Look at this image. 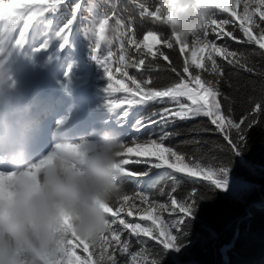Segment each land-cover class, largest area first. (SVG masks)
Here are the masks:
<instances>
[{
  "label": "snow or ice",
  "instance_id": "obj_1",
  "mask_svg": "<svg viewBox=\"0 0 264 264\" xmlns=\"http://www.w3.org/2000/svg\"><path fill=\"white\" fill-rule=\"evenodd\" d=\"M63 2L64 0H0V23H3V28L7 29V32L0 31V53L5 52L8 42L7 37L13 32L21 19L31 21L49 10L55 11L57 6ZM134 2L137 3L141 17H148L152 20L159 19L158 12L150 10L139 0H134ZM204 2L212 8V19L206 25L203 33L205 43L199 46L192 43H181L178 38L176 42H173L168 36H164L155 30L147 31L142 40L136 38V34L132 29L129 28L124 31L123 37L126 38L128 47H125V41L122 40L117 60L119 67L116 71L127 77L134 87H129L123 80L111 82L113 76L110 67L107 65L109 57L113 54L109 53V56L101 61L95 54L96 49H91L92 58L97 63L105 65L103 70L108 74L107 79L110 81L105 89L106 93L111 90V92L130 94L124 96L120 103L111 101L106 103V106L110 111H115L121 103L128 106L122 110L119 119L109 122V124L118 129L126 144L124 151L120 154L123 165L120 168L123 175V185L131 182L140 188L134 194L125 193L121 202L106 207L109 230L102 237L104 247L102 249L101 264H120L117 252L121 256L127 254L131 258V264H158V259H147L141 253L130 251V241L122 239L125 232L135 235L137 238L141 236L153 237L163 246L164 251L180 250L182 245L179 236L174 235L173 232L179 234L185 230L187 221L191 219L198 204L196 191L193 190L188 198L182 201H178L170 195V206L159 203L154 197L149 203L148 190L162 177L174 178V173H186L193 177L203 176L204 180L211 181V185L215 189H227V168H219L215 171L205 170L196 159L191 158L190 154L166 144L169 139L181 135L179 129L169 130L175 121H186L203 116L209 118L211 124L220 130L224 129L225 121H227L229 126L236 128L238 136L236 141L229 139V143L236 155L241 154L240 146L246 140L244 131L241 129L240 124L234 123L221 111V104L218 100L221 95L219 88L213 81L203 79L201 72H211L218 77H222V65L218 63L217 57L223 58L230 65L235 64L241 68L247 66V58L243 54L230 50L227 44L217 42L225 37L233 40H238V38L233 31L226 30L230 20L216 18L215 10L227 13L236 21H239V31L246 38L245 41L240 42L254 43L260 49H264V28H261L256 22V17L264 21V0H204ZM242 2L243 9L241 12L239 9ZM111 7L112 13L115 15L116 5L113 4ZM80 8L81 3L74 5L71 18L60 27L56 33L57 35L67 36L71 34V26L76 21L77 12ZM254 28L259 29V34L254 31ZM210 32L216 35L217 40L208 38ZM24 43V33L21 32L19 38L15 40V46L19 48ZM160 45L168 49L178 47L180 54L184 56L181 72H178L175 67L171 68V71L176 72L179 77L177 81L163 88H156L152 86L150 79H137L128 75L127 69H140L145 65V60L149 56L153 60L157 56L168 60L169 57L165 52L158 50ZM42 47H46V45ZM132 47H135L137 57L129 55ZM193 69L197 71H193ZM247 71H252V68H247ZM150 102L166 106L158 111H152L149 115H143L140 110L134 111L135 106L148 105ZM257 110H259V105H257ZM154 117H158V119H154ZM129 121H131L130 125ZM150 124L160 126L161 131L155 138L148 136L142 139L140 135H133L131 132V130H135L136 133H139L142 128H146ZM128 137H131L130 143L133 146H129V143L126 142ZM193 142L198 143V141ZM133 155L137 159H131ZM141 163L150 165V167L136 171L129 169L130 165ZM153 169L160 171L154 172ZM137 200L141 204L147 205V207L141 208L136 203ZM169 209V215H175L176 218L165 224L160 221L158 213ZM134 210H138L140 220L151 221V225L142 226L141 223L130 222L127 217H132ZM122 213L124 215H121ZM157 232L158 235H156ZM67 243V252L75 258L77 264H96V256L93 255L87 242L70 237ZM63 260H65V257H61V261ZM58 264H60L59 261ZM125 264H127V261H125Z\"/></svg>",
  "mask_w": 264,
  "mask_h": 264
},
{
  "label": "trees",
  "instance_id": "obj_2",
  "mask_svg": "<svg viewBox=\"0 0 264 264\" xmlns=\"http://www.w3.org/2000/svg\"><path fill=\"white\" fill-rule=\"evenodd\" d=\"M85 1L92 2L100 10L107 9L110 13L111 6L115 4V15L124 21V31L132 29L137 39L142 40L149 30L168 35L166 26L139 15V8L134 0ZM148 8L153 10L154 0ZM258 24L264 28V21L259 20ZM226 30L233 31L238 40L225 37L217 42L227 44L230 50L243 54L247 58L246 68L230 65L223 58L217 57L218 63L222 65L223 76L218 77L211 72L201 74L203 79L211 80L217 85L221 93L218 97L221 111L234 123L240 124L246 140L240 146L241 154L236 155L229 139H238L237 130L229 126L227 121L223 130L217 129L209 118L203 116L186 121L177 120L170 126L169 130L179 129L181 135L169 139L166 144L190 154L205 170L227 168L228 187L227 191H221L215 189L211 181L204 180L203 176L174 173V178L162 177L148 190L149 197H154L159 202L170 201V195L182 201L195 190L198 202L185 230L176 233L181 247L193 243L181 257L169 250L164 251L163 246L152 237L137 238L130 235L132 252L141 253L147 259H158V264H264V49L254 43L240 42L246 38L239 31L238 24H229ZM122 40L125 41V47H128L125 37L113 38L106 43L116 58L120 54ZM158 50L164 51L169 59L157 56L153 60L149 56L140 69H127L128 75L137 79H150L152 86L156 88H163L177 81L179 77L171 68L175 67L181 72L184 56L180 54L178 47L168 49L161 45ZM129 55L137 57L135 47L131 48ZM247 68H252V71H247ZM118 76L129 87H134L127 77L121 73ZM126 95L130 94L118 92L119 100L122 101ZM165 106L150 102L143 105L140 111L143 115H149ZM160 131L159 125L150 124L145 129L144 136H151V132H155L157 136ZM147 168L142 165L131 166L133 171ZM123 188L130 195L139 191L131 182L125 183Z\"/></svg>",
  "mask_w": 264,
  "mask_h": 264
},
{
  "label": "clouds",
  "instance_id": "obj_3",
  "mask_svg": "<svg viewBox=\"0 0 264 264\" xmlns=\"http://www.w3.org/2000/svg\"><path fill=\"white\" fill-rule=\"evenodd\" d=\"M151 2L143 0L147 7ZM152 11L171 41L205 43L212 8L204 0H154ZM123 35L124 21L107 9L93 13L86 28L96 50ZM9 80L10 68L0 62V93L14 86ZM64 123L58 121L57 129ZM32 131L30 121L0 117V165L9 169L0 170V264H77L67 252L70 237L87 242L101 264L102 237L109 230L106 207L125 194L120 154L126 144L120 132L108 123L92 138L57 131L52 147L33 159Z\"/></svg>",
  "mask_w": 264,
  "mask_h": 264
},
{
  "label": "rangeland",
  "instance_id": "obj_4",
  "mask_svg": "<svg viewBox=\"0 0 264 264\" xmlns=\"http://www.w3.org/2000/svg\"><path fill=\"white\" fill-rule=\"evenodd\" d=\"M73 2H74V0H68L67 3L59 4L57 6V8H56L58 10V13L60 12V13H62L64 15V19H65L66 22H67L68 19L71 18L72 10H73V7H74L73 6ZM91 9L92 8L90 7L89 10H91ZM242 9H243V2L241 3V6H240L239 10L242 12ZM50 11H52V10H49V11L45 12L42 16H39V17H37V18H35V19L31 20V21H27L28 25L30 26L31 23H33V22L37 23L38 20H40L41 17H45L46 13L49 14ZM89 12H92V14H93V13H96L97 11L95 9H92V11H89ZM215 12H216V18H218V19H229L230 20V24L236 23V24L239 25V21H236L234 18L230 17L229 14L223 13L220 10H215ZM259 20H260V18L256 17L257 24H258ZM89 22H90V20L84 22V25H83L84 28L82 29L83 32L81 31L82 33H84V36L81 38V40L80 39H78L77 41L75 40V38H77V35L79 33H76L75 35L73 34L72 37L69 38V40H70L69 46L71 45L72 49L76 53H78V54H79V52L81 53L80 57L88 64L89 68H80L78 65L75 64V62L73 60L69 61L70 74L68 76H69V81H71L72 84H75L76 82H78L79 77L82 80H85V82L88 83V90L90 91L91 95L93 96L92 100H91V103H90L91 109L96 110L99 115L103 116V118L102 117L99 118L100 122H105L106 121V122L109 123L110 120L113 118L112 114H115V116L118 117V116H120V113L122 112V110L124 108H127V107L125 105H120L119 108L121 109V111L116 109L113 112V111H110L108 109V107L106 106V103L112 101V97H111V93H110L111 91H109V93H106V91H105V89L107 88V85H108V83H110V81H108V79L105 77V75H108L103 70V67L105 65L97 63V61L92 58V54H91L92 46H91L89 40L86 38V28H87ZM1 25L3 26V23ZM75 25H76V21H74V23L71 26V28H74ZM24 27H25L24 24H22V27L20 29H23ZM34 27H35V24L32 26V28H34ZM59 29H60V27L58 29L55 28L53 30V35H55L56 37H58V35L56 33L59 31ZM226 29H227V26H226ZM254 31L257 34H259V29L254 28ZM81 32H80V35H81ZM19 35H20L19 32H17L16 30H13V32H11L8 35V37H7V40H8L7 43H10L11 40L15 41L16 39H18ZM213 37H215V39ZM24 38H25V35H24ZM208 38L210 40H217L216 35L211 33V32H210ZM56 40H59V38H57ZM8 48H9L8 49V54H7L8 57L5 59L6 60L5 62H6V65L10 68V67H13L14 65H18V63L21 60V57H16V55L19 53V51H16L17 49H19L18 47H16L15 45L12 46V44L10 43L8 45ZM158 48H159V46H158ZM97 50L100 53L99 54L95 53V54L100 58L101 61L105 57H108V55H105V54L102 53L100 48L97 49ZM9 51H10V53H9ZM47 56H49V55H47ZM107 66L110 67V70H111V73H112V76H113V81H111V82L114 83V81L119 80L118 79V75H117V71H116V69L118 68L117 67L118 65H117L116 61L114 59L109 58V63H108ZM51 81L53 82L52 79H51ZM84 86H85V84H84ZM102 124H104V123H100L99 125L101 126ZM130 124H131V121L129 122V125ZM142 130H144V128H142L139 133H136L135 130H131V132H132L133 135H137L138 134V135L141 136L142 139H144ZM150 135L153 136V138L156 137V133L155 132H151ZM131 159L135 160L137 158L135 156H133ZM139 159L143 160L145 158H139ZM134 165H139V166L142 165V166H145V167H150V165L141 163V164H132V165L129 166V168H131V166H134ZM153 171L154 172H158L157 169H153ZM138 189L140 190L139 187H138ZM150 202H151V198L149 200V203ZM136 203L141 208L142 207H147V205L141 204V202L139 200H137ZM159 203H164L165 205L170 206L171 205V200L168 201V202H159ZM169 212H170V209L167 210V211H159L158 214H159V219H160L161 222L167 224V223L170 222V220L176 218L175 215H171L170 216ZM121 215H124V214L122 213ZM139 215L140 214H139L138 210H134V215L132 217H127V219L130 222L141 223L142 226H145V225L150 226L151 225V221L145 222V221L140 220L139 219ZM158 234L159 233L157 232L156 235H158ZM173 234L176 235L175 232H173ZM211 234H213V233L211 232ZM124 235L125 236H123L122 239H128L129 240V237H130L131 234L128 233V232H125ZM155 240L157 241V239H155ZM192 244L193 243L181 247L179 251H176V250H169V251L174 253L176 256L181 257L185 252H187L190 249ZM130 251H133V250L130 249ZM135 253H137V252H135ZM117 257L119 258L120 264H125V261H127V264H131V258L128 257L127 254H124L123 256H121L120 253L117 252Z\"/></svg>",
  "mask_w": 264,
  "mask_h": 264
},
{
  "label": "bare ground",
  "instance_id": "obj_5",
  "mask_svg": "<svg viewBox=\"0 0 264 264\" xmlns=\"http://www.w3.org/2000/svg\"><path fill=\"white\" fill-rule=\"evenodd\" d=\"M1 24L2 23H0V31L2 30L5 31L6 29H4ZM32 42L33 41L30 42L31 49L26 57L27 62L26 63L23 62L20 65L24 67V71L14 81L15 82L14 86L10 88L16 94L17 98L27 93L30 94L32 96V99H34V102H35L34 106L39 108L40 106L43 105V102L41 100V97L38 95V93H40V90L42 87L46 88L50 85V82H48V80L50 78L51 73L54 75V78L57 82H62L65 87H68L69 85L68 75L70 74L69 62H68L69 58L65 57L66 55L65 56L61 55V53L64 51V48H65V43L63 41L55 42L52 44L51 40H47V38H45L39 41V43L35 47L36 49H33ZM44 45H46V47H42ZM62 45L63 47H61ZM35 50H38L40 52L36 51L35 53ZM45 50H47V52H44ZM35 55H42L43 56L42 60L38 61L37 59H35ZM61 57H63L62 60H61ZM54 67H57L56 72L52 71ZM65 79L67 80V82H65ZM79 82H81V80H79ZM59 97H61L60 99H63L65 95L62 94ZM48 108L51 109L52 111L58 110L55 104L49 105ZM117 110H120V109L117 108ZM89 114H90L89 123L87 125V128H84L82 135L92 138L99 129L100 116L97 114L95 110H90ZM45 115H47L49 118L43 117V114L40 115L39 118H41L42 120L39 122V124H45V122H49L47 123V126H49L53 130L54 128L57 129V122L63 120L65 121V123L63 127L60 128L59 130H61L60 135H64V133L67 131V129L64 128V127H67L66 126V116L62 112H57L53 116H50L46 113ZM112 117L113 118L110 120V123L113 122L115 118H117L115 114H112ZM130 139L131 137H128L126 142L129 143V146H133L130 143ZM53 143H54V140H53ZM41 152H44V151L41 148L36 147L33 151L34 158H36ZM133 156H131V158Z\"/></svg>",
  "mask_w": 264,
  "mask_h": 264
},
{
  "label": "water",
  "instance_id": "obj_6",
  "mask_svg": "<svg viewBox=\"0 0 264 264\" xmlns=\"http://www.w3.org/2000/svg\"><path fill=\"white\" fill-rule=\"evenodd\" d=\"M191 244V243H190ZM224 248H229V247H224Z\"/></svg>",
  "mask_w": 264,
  "mask_h": 264
}]
</instances>
